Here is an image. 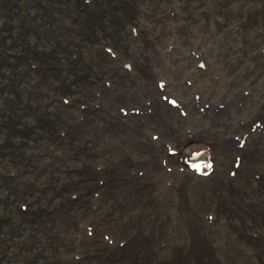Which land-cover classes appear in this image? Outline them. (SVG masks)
<instances>
[{"label": "bare ground", "instance_id": "bare-ground-1", "mask_svg": "<svg viewBox=\"0 0 264 264\" xmlns=\"http://www.w3.org/2000/svg\"><path fill=\"white\" fill-rule=\"evenodd\" d=\"M191 32H194L195 33V30L192 29ZM193 35V34H192ZM194 36V35H193ZM175 40H177L176 37H174ZM190 40H194V42H197L196 41V38L195 36L194 37H190L188 38ZM232 40V39H231ZM176 42V41H175ZM237 42L239 43V40H237ZM178 43V42H176ZM181 45V44H180ZM223 45H227V44H223ZM244 46L246 47V45L244 44ZM173 47V46H172ZM175 48H176V45H175ZM174 47L172 49H168V53H169V57L165 55V53H163V51L161 49H158L159 53H160V57L165 61V62H159V61H154L155 63V66H153V70H158V68L160 69V72L161 74H163L164 72L170 70V69H173L174 66H173V62L171 60L172 56L176 53V52H181L179 51L178 48L175 49ZM227 50V48H225ZM180 50H181V47H180ZM197 53V51H195ZM186 53V52H185ZM185 53L181 52V55H186ZM209 53V54H208ZM210 56V54H212ZM219 54H221L220 51H217V50H209V51H206L205 52V61H203L202 65H205L206 66V73L203 74L205 77L204 78H201L200 79H195V81H200L201 84H204L206 81H209L208 79L210 78V76H213V73L219 75L221 74V83H216L215 84V88L213 90L214 94H217L218 97H221L223 96L224 99H227L229 98L231 95L234 97V95H237V94H241V87L240 88H236L235 86L232 87L231 84H230V78L231 76L229 75V73L233 70L234 67L232 66H228L226 68H224L222 62H221V59L219 57ZM182 56V57H183ZM187 56V55H186ZM190 58L193 57V54L190 53L189 54ZM195 56V54H194ZM185 58V56H184ZM186 59V58H185ZM193 59V58H192ZM220 59V61H219ZM202 61V60H201ZM196 63H191V67L192 69L194 70H200L202 71L201 67H200V64H199V67L197 66L198 63L197 61L195 60ZM157 66V67H156ZM204 68V67H203ZM188 70H190L189 68H187ZM175 71V70H174ZM213 72V73H211ZM257 76L259 77V81L260 80H263L264 79V72L263 71H260L257 73ZM156 83V81L154 82V84ZM148 84V82H147ZM263 85H264V82H263ZM210 87V86H209ZM264 87V86H263ZM213 94V93H212ZM183 99V97H182ZM184 100V99H183ZM192 100V99H190ZM212 100V99H210ZM163 106L165 107H168L166 104H162ZM250 109H251V112L252 113H255V112H259V113H263V109H264V101L263 100H259V101H256L254 100L253 103L250 105ZM186 122L189 123L191 122L190 121V118H186ZM241 130H239L238 132H235L234 134H243L244 131H246L245 127L244 128H240ZM248 138H252L251 135H248L247 136ZM231 140H233V138H231ZM230 140L229 139H224L220 144H219V147H222V148H225L228 144H229ZM225 146V147H224ZM227 153V151H225ZM206 191V190H205Z\"/></svg>", "mask_w": 264, "mask_h": 264}, {"label": "rangeland", "instance_id": "rangeland-1", "mask_svg": "<svg viewBox=\"0 0 264 264\" xmlns=\"http://www.w3.org/2000/svg\"><path fill=\"white\" fill-rule=\"evenodd\" d=\"M259 12H260V15H259L260 19L259 20L264 25V9L259 10ZM261 64L264 66V62L261 63ZM9 103H10V101L7 99L3 103H0V107L4 108L6 110V109L9 108ZM52 111L55 112L57 110L55 108H52ZM0 141H5V142L7 141L9 143L11 142L10 140H7L6 132L3 129H1V132H0ZM6 145H8V144H6ZM6 158H7V156L3 157V160L6 159Z\"/></svg>", "mask_w": 264, "mask_h": 264}]
</instances>
